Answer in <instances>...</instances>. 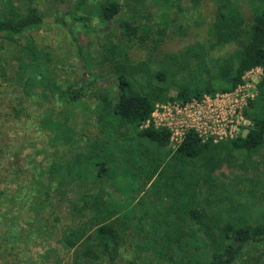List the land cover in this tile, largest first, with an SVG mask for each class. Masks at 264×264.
I'll return each mask as SVG.
<instances>
[{
    "label": "trees",
    "instance_id": "obj_1",
    "mask_svg": "<svg viewBox=\"0 0 264 264\" xmlns=\"http://www.w3.org/2000/svg\"><path fill=\"white\" fill-rule=\"evenodd\" d=\"M85 1L77 0L68 16L93 35V52L84 55L85 45L74 29L65 30L79 71L96 72L71 81L61 80L52 55L39 43L15 41L45 22L36 8L17 18H0V34L17 42L18 57L27 60L20 62L28 71L22 78L25 91L33 94L35 88L39 97L53 98L62 107L56 112L51 108L40 120L52 160L37 165L36 174L18 170L28 181L24 202L18 204L12 191L0 203V223L8 225L5 238L0 237L1 258L18 259L23 245L18 242L36 244L41 235L49 246L54 240L71 251V264H118L126 247L132 256L129 264H236L249 246L264 244V212L257 220L239 218L238 210L253 214L248 207L255 201L242 203L235 195L243 199L248 191L230 194L220 181L223 168L253 166V157L264 149V75L244 112L251 121L245 136L215 143L188 130L170 154V131L144 124L157 103L230 91L248 70L264 69V0L249 1V19L234 0H215L209 38L234 44L217 60L209 56L205 41L176 54L158 52L166 35L162 25L174 23L171 13L183 0H98L96 14L104 30L93 26ZM184 1L199 7L196 0ZM153 5L161 9L159 20L151 17ZM134 46L147 48L153 70L129 60ZM78 111H83L82 118H76ZM81 138L89 141L84 147ZM242 153L247 163H237ZM259 162L264 167V155ZM254 192L249 194L257 193L256 200L264 202V190ZM56 195L60 206L55 205ZM18 206L31 217L13 225L10 212ZM9 235L15 239L11 245ZM47 250L50 256L51 247Z\"/></svg>",
    "mask_w": 264,
    "mask_h": 264
},
{
    "label": "rangeland",
    "instance_id": "obj_2",
    "mask_svg": "<svg viewBox=\"0 0 264 264\" xmlns=\"http://www.w3.org/2000/svg\"><path fill=\"white\" fill-rule=\"evenodd\" d=\"M76 1L0 0V18H17L23 16L30 7L36 8L40 16L43 17V21L45 22L42 25L30 28L22 36L17 37L15 41L23 44L26 40L32 39L43 46V49L52 55L51 58H53L56 65L55 70L57 73L62 74L61 80L64 78V80L71 81L76 76H87L89 72H96L95 69L83 72L79 71L72 39L65 30V26L74 29V35L85 45L84 55H87L88 52H93L92 46L94 44L90 43V41H95L93 35L87 34L80 24L74 23L69 19L68 13L76 9ZM97 1L86 0L84 11L86 15L90 16L93 26L104 30L105 25L97 18L96 14ZM234 1L244 17L249 19L252 15V10L249 6L250 0ZM196 2L198 3V8L189 5L190 3L187 5L183 0L177 6V8L179 7L176 9L177 11L174 9L171 13V18L174 20V23L162 25L166 30V35L157 44L158 52L176 54L186 47H191V45L198 41H205L209 47V56L217 60L234 49V44H220L209 38L208 28L212 21L215 0H196ZM79 13L85 14L81 10ZM160 13L161 9L153 5L151 17L159 20L160 17L158 16H160ZM57 17H63L64 21H58L56 19ZM201 20L204 24L197 27L195 23ZM179 25L181 27L178 28ZM114 26H117V24ZM16 45L17 42L8 41L0 34V203L3 205L9 199V194L12 191L17 196L18 204L26 200L24 194L28 192V181L20 177V174H18L19 169L36 174L35 167L37 165L41 166L46 161L52 160L51 154L53 151H51V148L46 142V136L42 135L45 134V130L41 128L40 120L44 118L47 112H50L51 108L56 112L60 107L53 98L45 99L41 96L39 97L35 88L33 94L25 91L22 85V78L28 75V71L25 68L21 69L20 62L27 60L21 56L18 57L19 48L18 46L15 47ZM146 53L147 48L134 46L129 49L127 56L131 62L142 63L143 66L147 65V69L151 71L154 69V64L146 60ZM73 64L76 67L75 69H73ZM105 86L103 85V87ZM170 95L173 97L175 93L172 91ZM83 115V111H78L76 118H82ZM89 116V119L92 120V116ZM80 127L81 131L85 128L84 124H81ZM76 140L79 141L80 139ZM87 142L89 141L81 138L80 146L84 147ZM87 150L88 147L86 146L85 151ZM167 152L171 154V150ZM61 154L62 152L59 153V155ZM69 154L73 156L75 153ZM263 155L264 149L257 156L253 157V166L249 164L245 165L246 169L233 167L229 170V168H223L224 176H222V180L224 181L220 182H225V186L231 192L230 194L238 190H247L248 194H245L243 199L238 195H235V198L240 199L242 203L245 201L248 205L253 200L255 201V206L250 205L248 207L253 214H246L241 210L235 212V215L241 219L251 217L257 220L261 218L264 212V202L256 200V190H264V167L259 162ZM245 156V153H242L237 163L245 162L247 160H245ZM16 182L17 185L22 184V186L16 187ZM5 183H12L13 185L6 187ZM147 186L146 189H148ZM146 189H143L142 194ZM250 191H255L254 194L256 193V195L252 197L249 194ZM54 198H56L55 205L60 206L62 203L59 202V197L56 195ZM10 213L14 218L13 225H19L24 221H28L31 217L30 213L26 212L20 206L15 208L14 212ZM63 214L64 212L61 213V215ZM7 226L5 222L4 224L0 223L1 239L2 237L5 238L4 231L7 230ZM7 238L8 245H11L15 241L11 235ZM18 243L24 245L21 246L18 259L8 258V260H3L1 258L2 255H0V264H71L72 252L61 246H57L54 240L51 241L49 246L48 241L40 235L38 240L35 241L36 244L31 241H29V245L21 241ZM48 246L52 250L50 256L47 250L49 248ZM126 251L127 253H124L125 251L122 252L123 254L118 264H129L130 259H132L130 247H126ZM142 264L148 263L145 261ZM236 264H264V244L249 246L244 256Z\"/></svg>",
    "mask_w": 264,
    "mask_h": 264
},
{
    "label": "built area",
    "instance_id": "obj_3",
    "mask_svg": "<svg viewBox=\"0 0 264 264\" xmlns=\"http://www.w3.org/2000/svg\"><path fill=\"white\" fill-rule=\"evenodd\" d=\"M264 75L262 67H255L242 77L240 84L230 91L204 95L200 100L192 98L187 102L175 99L155 104L144 126L166 128L170 131L168 150L173 151L182 141L186 131H195L203 140L218 142L245 136L251 121L244 112L250 101L258 94L257 86ZM175 97V95L173 96Z\"/></svg>",
    "mask_w": 264,
    "mask_h": 264
}]
</instances>
